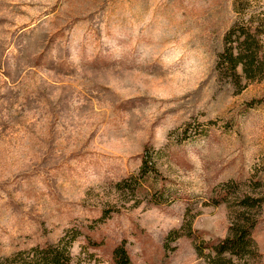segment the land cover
<instances>
[{
  "label": "rangeland",
  "instance_id": "1",
  "mask_svg": "<svg viewBox=\"0 0 264 264\" xmlns=\"http://www.w3.org/2000/svg\"><path fill=\"white\" fill-rule=\"evenodd\" d=\"M234 25L264 52V0H0V264L59 240L69 264H205L218 185L263 199L264 264V78L218 65Z\"/></svg>",
  "mask_w": 264,
  "mask_h": 264
},
{
  "label": "trees",
  "instance_id": "2",
  "mask_svg": "<svg viewBox=\"0 0 264 264\" xmlns=\"http://www.w3.org/2000/svg\"><path fill=\"white\" fill-rule=\"evenodd\" d=\"M260 27L238 26L231 27L224 37V50L219 54L218 65L231 71L233 77L243 78L247 82L264 78V52L262 50ZM241 67V74L236 72ZM145 156L139 171L138 179H147L148 172H153L154 166ZM159 192V196L162 194ZM235 196L236 205L228 235L210 244L212 252L206 257L205 264H246L243 262L254 252L252 232L257 224L258 209L263 199L258 195L245 191L237 194L227 185H218L212 202L215 204L228 202ZM19 261L16 264H69L66 244L59 240L55 244L34 246L12 256ZM115 264H128L129 256L123 246L115 247L112 251ZM7 259V258H6ZM12 259V258H11ZM8 260V259H7ZM10 261V260H9Z\"/></svg>",
  "mask_w": 264,
  "mask_h": 264
}]
</instances>
